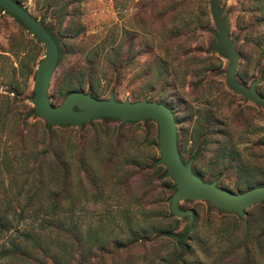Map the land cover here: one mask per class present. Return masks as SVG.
<instances>
[{
    "label": "rangeland",
    "instance_id": "1",
    "mask_svg": "<svg viewBox=\"0 0 264 264\" xmlns=\"http://www.w3.org/2000/svg\"><path fill=\"white\" fill-rule=\"evenodd\" d=\"M19 1L59 40L52 106L81 84L102 99L162 96L196 175L234 192L264 185V107L227 86L210 0ZM218 5L235 80L264 95V0ZM17 19L0 4V264H264V201L244 215L190 198L178 202L187 214L171 211L176 183L153 169L161 153L146 138L159 135L156 121L42 118L35 84L47 50Z\"/></svg>",
    "mask_w": 264,
    "mask_h": 264
},
{
    "label": "water",
    "instance_id": "2",
    "mask_svg": "<svg viewBox=\"0 0 264 264\" xmlns=\"http://www.w3.org/2000/svg\"><path fill=\"white\" fill-rule=\"evenodd\" d=\"M11 14L33 32L44 44L47 50L46 59L36 74L35 102L38 114L53 125H79L92 119L115 117L123 121L153 119L159 127L158 144L160 149L159 163H163L167 174L176 183V190L171 197L170 209L177 215L184 216L178 208V202L183 198L207 201L211 206L244 215L245 211L257 203L264 201V185L242 192H234L217 186L215 183L204 181L196 175L190 164H185L181 158L176 132V119L172 109L156 100H116L111 97L102 99L83 91L69 93L61 105L52 106L49 98V83L57 67L59 49L52 35L15 0H0ZM211 16L218 31V43L215 49L229 61L226 73L227 86L234 92L245 96L264 107V95L256 89V83L246 86L235 80L239 58L232 43L226 25V18L222 16L218 0H210ZM77 107V109H75Z\"/></svg>",
    "mask_w": 264,
    "mask_h": 264
},
{
    "label": "trees",
    "instance_id": "3",
    "mask_svg": "<svg viewBox=\"0 0 264 264\" xmlns=\"http://www.w3.org/2000/svg\"><path fill=\"white\" fill-rule=\"evenodd\" d=\"M19 3H20V1L19 0H17ZM65 11H66V7L65 8H62L61 9V14H60V17H59V21H61L62 20V18L64 17V13H65ZM17 19V18H16ZM18 20V19H17ZM19 22H21L20 20H18ZM22 23V22H21ZM47 29V31L52 35V37L55 39V41H56V43H57V45H58V49H59V57H61V55H62V51H61V49H60V47H59V40L55 37V35L53 34V32H52V30L50 29V28H46ZM37 50V49H36ZM34 51V48H32L31 49V55H29L27 58H28V66H27V70H26V77H27V79L26 80H28V78H30V75L33 73V66L35 65V63H36V53H34L33 52ZM117 54H121V52L120 51H118L117 50ZM121 58L122 59H124L123 58V55L121 54ZM60 59V58H59ZM122 61H124V60H122ZM130 62L132 61V59H130L129 60ZM58 63H59V61H58ZM116 68H117V65H116V63L114 62V66H113V68H112V70L114 71V70H116ZM83 85L81 84V85H79V88L77 89V90H83ZM92 93L93 94H95V96L97 97V93H98V91H97V89H95L94 88V86H92ZM161 97V102H164V98L162 97V96H160ZM105 119H115V118H111V117H104ZM144 120V122L145 123H147V125L149 126V127H151L152 126V123L154 122V120L153 119H148V118H145V119H143ZM63 126V125H62ZM148 127V128H149ZM151 136H152V134L150 133V131L149 130H147V136H146V138H147V141L149 142V138L151 139L150 140V143H151V145L155 148V150H158L159 149V145H158V136H156V135H154L152 138H151ZM159 158L158 159H156L153 163H152V165H153V169L155 170V171H160V170H162L163 171V175H162V180H163V182L165 181V179L167 178V180H168V182L170 183L171 182V179H170V176L167 174V169L165 168V165L163 164V163H159ZM165 183H166V181H165ZM185 234H186V231H182V232H180V233H175L174 234V236L176 237V239L178 240V242L183 246L184 245V237H185Z\"/></svg>",
    "mask_w": 264,
    "mask_h": 264
},
{
    "label": "flooded vegetation",
    "instance_id": "4",
    "mask_svg": "<svg viewBox=\"0 0 264 264\" xmlns=\"http://www.w3.org/2000/svg\"><path fill=\"white\" fill-rule=\"evenodd\" d=\"M176 119V118H175ZM177 132V131H176ZM183 160V159H182ZM185 163V162H184Z\"/></svg>",
    "mask_w": 264,
    "mask_h": 264
}]
</instances>
